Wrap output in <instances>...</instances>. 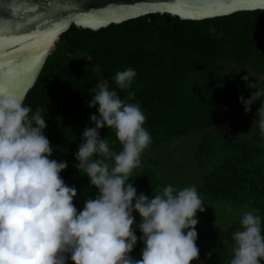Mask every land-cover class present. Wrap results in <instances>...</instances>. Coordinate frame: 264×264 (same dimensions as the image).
Returning <instances> with one entry per match:
<instances>
[{
  "label": "trees",
  "instance_id": "trees-1",
  "mask_svg": "<svg viewBox=\"0 0 264 264\" xmlns=\"http://www.w3.org/2000/svg\"><path fill=\"white\" fill-rule=\"evenodd\" d=\"M221 60L249 64L257 72L264 69V10L204 20L152 13L98 30L72 25L59 35L23 103L31 108L30 115L39 109L45 118L44 135L53 148L50 159L68 164L60 176L67 186L76 188L73 203L78 212L86 200L99 195L78 171L75 157L84 130L95 127L90 117L98 115V106L88 107L94 94L90 90L105 85L121 99L140 106L146 117L144 127L151 135L145 150L204 132L194 151L195 164L207 167L213 155L219 161L203 175L197 192L212 200L248 201L260 213L264 235V135L248 141L208 131L245 113L239 98L248 99L254 89L247 87L243 76L257 89H264V78L247 71L221 72L217 69ZM128 68L136 76L131 87L122 90L114 75ZM130 93L135 94L131 99ZM260 106L257 101L251 109ZM99 135L112 151L122 150L114 130L103 128ZM132 178L128 183L137 196H148L159 184L154 170L142 162ZM133 216L137 243L129 255L139 260L144 247L141 217L136 212ZM201 216L197 212V218ZM213 252L204 255L202 264L217 262L221 251ZM67 255V264H72Z\"/></svg>",
  "mask_w": 264,
  "mask_h": 264
},
{
  "label": "clouds",
  "instance_id": "clouds-1",
  "mask_svg": "<svg viewBox=\"0 0 264 264\" xmlns=\"http://www.w3.org/2000/svg\"><path fill=\"white\" fill-rule=\"evenodd\" d=\"M135 76L128 68L118 71L114 81L128 89ZM241 79L254 91L248 99L241 96L240 103L248 113L261 102L257 117L264 132V89L249 84L247 75ZM90 91L94 94L88 107L98 106V115L90 117L95 127L84 130L75 158L78 171L99 195L86 200L78 212L73 203L77 190L60 176L68 164L50 159L53 148L44 135L45 118L39 109L30 115L22 96L0 86V264H67V254L72 264H192L200 251L197 212L205 210L196 188L168 185L152 199L137 196L128 181L151 144L146 117L138 104L105 85ZM103 128L115 131L121 151H112L100 137ZM133 212L141 217L144 247L139 260L129 255L137 243ZM240 224L241 230L233 234L230 264H261V218L246 212Z\"/></svg>",
  "mask_w": 264,
  "mask_h": 264
},
{
  "label": "water",
  "instance_id": "water-1",
  "mask_svg": "<svg viewBox=\"0 0 264 264\" xmlns=\"http://www.w3.org/2000/svg\"><path fill=\"white\" fill-rule=\"evenodd\" d=\"M136 9L135 15L121 13ZM208 9L218 14L203 15ZM255 10H264V0H0V86L24 99L59 35L72 25L98 30L152 13L204 20ZM84 17L91 19L76 22ZM56 25L66 27L47 35Z\"/></svg>",
  "mask_w": 264,
  "mask_h": 264
},
{
  "label": "rangeland",
  "instance_id": "rangeland-1",
  "mask_svg": "<svg viewBox=\"0 0 264 264\" xmlns=\"http://www.w3.org/2000/svg\"><path fill=\"white\" fill-rule=\"evenodd\" d=\"M217 69L228 74L247 71L256 78H264V69L257 72L249 64L234 61L221 60L218 62ZM258 109L253 108L236 120L210 128L208 131L221 138L255 141V135H264L258 123ZM203 134L204 132L193 133L156 148L144 150L141 162L150 166L159 180V184L147 196L149 199L161 194L168 185H172L177 190L194 186L197 190L203 175L219 161V158L213 155L207 167L201 168L195 164L194 151ZM199 196L204 203L205 210L202 216L197 218L196 244L200 251L199 259L193 261L192 264H202L204 255L212 254L216 249H220L221 256L214 264H230L233 258V234L241 230L240 221L243 214L253 212L259 216L260 213L248 201L212 200L201 194ZM200 234L208 236L203 237Z\"/></svg>",
  "mask_w": 264,
  "mask_h": 264
},
{
  "label": "snow or ice",
  "instance_id": "snow-or-ice-1",
  "mask_svg": "<svg viewBox=\"0 0 264 264\" xmlns=\"http://www.w3.org/2000/svg\"><path fill=\"white\" fill-rule=\"evenodd\" d=\"M140 11L139 9H136V10H121V13H127V14H130V15H135L136 12ZM218 14V12L212 10V9H208L206 11L203 12V15H216ZM199 15V13H198ZM85 19H91V17H84V18H77L76 19V22H83ZM63 27H66V25H56L53 29H51L47 35H50L52 32H55V31H60L63 29Z\"/></svg>",
  "mask_w": 264,
  "mask_h": 264
}]
</instances>
